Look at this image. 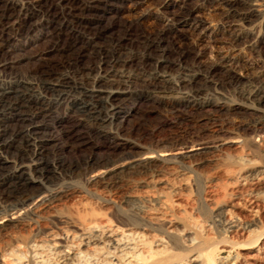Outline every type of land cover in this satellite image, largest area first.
Instances as JSON below:
<instances>
[{"label": "bare ground", "instance_id": "1", "mask_svg": "<svg viewBox=\"0 0 264 264\" xmlns=\"http://www.w3.org/2000/svg\"><path fill=\"white\" fill-rule=\"evenodd\" d=\"M189 1L192 2L183 0L180 13L175 14L170 9L177 0H0V149L15 151L10 170L5 171L9 161L5 157L0 159L5 160L0 163V238L7 240L0 245V264H240L241 255L217 259L213 248L198 251L202 244L199 236L183 224L179 230L176 222L166 221L168 210L164 205L150 214L152 227L132 218L113 219L86 202L74 207L69 217H61L57 230L43 236L13 232L30 227L23 214L51 210L57 202L71 196L68 188L58 190L57 184L48 188L38 183L40 180L70 175L75 165L86 169L99 164V160L90 157L79 164L48 163L43 158L46 148L58 142L71 143L76 150L82 148L91 140L92 130L111 138L112 148L127 150L109 170L93 179L95 184L112 189L135 174L147 176L151 182H163L167 176L163 165L172 162V154L150 151L141 158L130 151L134 145L118 142V124L124 118L122 106L140 92L188 123L192 110L212 114L229 103L213 97L212 92L209 98L210 91L223 83L222 74L216 69L220 67L226 70L228 81L235 83L233 93L241 102L231 105L232 111L241 112L244 108L245 115H264V0H193L195 6ZM149 2H156L157 15L166 20L164 29L155 36L135 35L133 29L145 19L141 16L123 25L121 32L119 13ZM200 9L215 16L216 23L204 27L201 17L195 14ZM182 26L194 31L201 29L195 46L222 44L220 59L210 66L202 64L201 49L184 48ZM40 29L49 30L44 33L53 42L49 52H58L60 60L45 63L35 76L7 77L6 70L14 67L15 60L3 57L5 48ZM247 50L258 52L261 58V66L254 75L253 64L245 60ZM88 56L91 63L87 65L83 59ZM48 94L54 96L56 103L65 104L68 111L67 117L59 120L66 123L59 130V137L50 139L38 135L44 126L41 122L47 116L45 112L50 110L44 107ZM231 98L228 100L232 101L234 96ZM31 104L38 105L39 110L32 111ZM22 106L27 107L25 113L11 114ZM208 120L206 127L190 137L200 147L187 151V158L210 149L207 142H198L201 136L209 134L221 141L219 136L227 130L225 122ZM12 121L16 124L9 132L6 123ZM261 122L264 123L258 124ZM246 126L239 124L238 128ZM17 139H21V144ZM177 143L185 144L182 140L171 144ZM243 171V184L252 187L251 204L238 202L236 207L232 205L233 209L223 208L217 215L228 234L257 236L255 246L250 248L257 254L249 257L247 263L264 264V235L261 231L256 234L260 222L255 217L258 204H253L264 203V168L256 166ZM245 212L251 219L242 220ZM163 222H168L167 237L151 234L152 228ZM177 232L194 247L187 258L172 255ZM202 239L204 244L208 243L207 237Z\"/></svg>", "mask_w": 264, "mask_h": 264}, {"label": "rangeland", "instance_id": "2", "mask_svg": "<svg viewBox=\"0 0 264 264\" xmlns=\"http://www.w3.org/2000/svg\"><path fill=\"white\" fill-rule=\"evenodd\" d=\"M191 1L189 3L195 6L196 1ZM155 3L149 2L129 12L119 13L120 23L118 24L121 27L120 31L123 32V25L135 22L136 18L143 16L145 19L141 25L133 29L135 35L155 36L158 32H161L165 27L164 25H166V20L159 18L160 16L157 15ZM183 4V0H177L174 7L170 10L175 14H179L180 7ZM195 14L201 17L204 27L214 25L216 17L211 15L208 10L200 9ZM112 16H110V19ZM181 30L185 38L184 48L191 50L201 49L203 51L200 57L202 64L210 66L220 59L219 49L223 47L222 44H211L209 48L205 47V43L195 46L194 42L198 41L201 29L194 31L188 26H182ZM48 31V29H40L31 32L29 36L18 38L11 42L8 48H5L3 57L15 60L14 67L6 70L5 75L7 77L27 78L35 76L45 63L60 60L58 52H49L53 42L50 37L44 34ZM88 57L83 59L84 64L88 65L91 63V58ZM245 60L253 64L254 69L251 72L253 75L256 74L259 70L258 67L261 66V58H259L258 52L247 50L245 52ZM216 69L222 74L223 83H220L215 90L210 91L209 98H212L214 94L213 97L222 98L226 103L229 102L226 106H223L224 108L220 109V112L214 113L212 111V114H210V112L207 113L204 110H192L190 122L184 123L176 113L168 110L159 102L153 103L149 101L142 96L141 92L137 98L128 101L122 106L124 118L120 125L118 124V142L134 145L130 151L141 158L152 152L163 154L164 151H168V153L173 155L172 162L166 166L163 165L167 176H165L162 183L151 182L147 176L135 174L128 175L126 183L112 189H105L99 184H95L93 179L101 173L103 174L104 171L109 170L112 163L118 161L121 157L123 158L127 150L125 147L112 148L110 145L112 142L111 138L106 139L100 134L101 131L92 130L90 132L91 140L82 148L76 150L71 143L58 142L57 145L51 144L48 149L46 148L43 158L48 163L63 161L64 163L73 162L74 164H79L90 157L94 160H99V164L86 169L75 165L76 168L73 169L74 171L70 175H65L62 178L54 175L40 180L41 182L39 181L38 183L46 184L48 188H52L54 184H57L56 188L58 190L68 188L71 191V196L64 198L61 202H57L51 210L39 211L37 215L35 213L23 214L22 218L25 219V222L30 227L20 230L16 229L13 232L23 235L30 234L29 236H43L49 231L57 230L61 217H69L74 207L86 202L92 204L97 210L108 214L113 219L127 220L129 218L131 220L132 218L143 226L144 224L146 226L148 224L154 226V221H150V214L156 212L164 205L168 210L165 214L166 221L172 220L176 222L179 230L183 224L193 230L197 237L199 236L197 239L199 243L202 242V244L200 243L202 246L199 245L198 251L200 249L211 251L213 248L217 259L230 256L234 258L241 255L240 264H248L249 257L257 254L254 249H250L255 246L257 236H233L228 234L222 223L220 224V217L217 214L223 208L233 209L238 202L251 204L252 187L243 184L241 173L251 167L260 166L264 168V123L258 124V121L264 122V115H245L244 108H242L241 112L235 113L232 111L231 105L241 103L233 93L235 83L228 81L229 78L225 69L220 67ZM252 74L250 73V75ZM242 79L244 80V78ZM226 93L228 94L226 95ZM228 95L230 98H228ZM233 96L234 101L228 100L232 99L231 97ZM23 105H26V103ZM44 107H49L50 110L45 112L47 116L43 121L41 120L44 126L38 135L49 139L50 137H59V130L66 124L59 122V120L62 117H67L68 114V111L65 110V104L56 103L54 96L48 94V96L46 95ZM30 109L38 111L39 106L31 104ZM24 110L25 112L27 111L26 106L11 111V114L19 115ZM219 117L225 122L227 129L223 132L224 135L219 136L221 141H215V138L210 137L209 134L203 135L198 142H207L210 149L206 153H199L200 155L187 158V154H185L187 151L200 147L197 146V143H192L190 137L206 127V123H209L208 119L212 118V120L217 119L215 121L218 122L222 121ZM6 124L9 132H12L16 122L12 121ZM199 124H203V126H199ZM239 124L247 126L241 129L238 128ZM67 126L69 125L67 124ZM17 140L19 144L21 139ZM181 140L185 144L182 145L180 143V145L177 143L172 146L171 143ZM0 150V159L5 157L9 161L5 164V171H8L12 168V157L15 155V151L14 149ZM4 161L2 160L0 163L3 164L5 163ZM250 163L252 164V166L250 165L251 167L248 166ZM253 164L256 165L253 166ZM241 168L242 171H240ZM253 204H258L255 209L257 210L255 217L257 219L259 217L258 220L260 222L256 228V234L260 235L259 231H261L263 236L264 203ZM245 214L243 213L242 220L251 219L250 214L248 215L247 212ZM167 223L163 222L160 223V226L152 228L151 234L167 237ZM176 236L177 244L172 250V255L176 256L177 259L187 258V255L189 257L193 253L192 249L194 247L179 232L176 233ZM202 237H207L210 241L208 240V243L204 244V239L200 240ZM5 241L7 240L0 238V245H4ZM224 249L225 251H223Z\"/></svg>", "mask_w": 264, "mask_h": 264}]
</instances>
